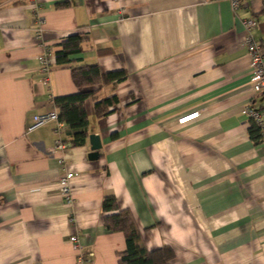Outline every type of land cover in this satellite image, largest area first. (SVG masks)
Returning <instances> with one entry per match:
<instances>
[{
    "label": "crops",
    "instance_id": "crops-1",
    "mask_svg": "<svg viewBox=\"0 0 264 264\" xmlns=\"http://www.w3.org/2000/svg\"><path fill=\"white\" fill-rule=\"evenodd\" d=\"M247 19L264 51V0H0V264H77L71 233L94 252L86 264H119L125 238L103 225L105 195L132 213L147 250L172 249L167 264H264V147L245 112L264 94L249 85ZM76 32L82 63L126 73L85 101L96 159L66 124L27 129L77 91L68 64L44 73L38 60ZM192 110L197 120L177 123ZM66 169L71 203L56 184Z\"/></svg>",
    "mask_w": 264,
    "mask_h": 264
},
{
    "label": "trees",
    "instance_id": "trees-1",
    "mask_svg": "<svg viewBox=\"0 0 264 264\" xmlns=\"http://www.w3.org/2000/svg\"><path fill=\"white\" fill-rule=\"evenodd\" d=\"M61 2L58 5H65ZM87 36L83 33L69 34L56 44L55 62L68 64L71 78L77 88L76 92L53 97L52 101L58 111V117L68 126L71 132V144L83 145L88 138V115L85 107L87 98L94 95L96 86L117 83L125 79L124 70L103 72L96 63H82V44ZM115 95L104 97L94 103L96 116H104L109 107L117 104ZM248 136L254 144L262 141V129L252 119H248ZM115 135H112L114 137ZM104 213L103 225L109 232H122L125 238V248L118 254L119 264H167L174 253L168 245L153 250H147L142 242L141 233L132 213L128 209H120L117 199L113 195H105L101 202Z\"/></svg>",
    "mask_w": 264,
    "mask_h": 264
},
{
    "label": "built area",
    "instance_id": "built-area-1",
    "mask_svg": "<svg viewBox=\"0 0 264 264\" xmlns=\"http://www.w3.org/2000/svg\"><path fill=\"white\" fill-rule=\"evenodd\" d=\"M228 1L230 2L233 10H236L240 5V0ZM255 23L256 21L254 19H247L246 21H244L246 35L243 40L246 44L247 55L249 57V85L254 93L264 94V51L260 44L252 40L250 36V30L252 27H254ZM40 36L41 29H39L37 32V37ZM38 60L41 64V70L44 73H47L56 63L54 50L51 47L45 46L44 51L38 55ZM245 112L248 119L252 118L262 129L261 145L264 147V106L260 109L248 107ZM199 116V110L188 111L182 113L177 117V123L180 125H186L197 120ZM49 121L55 122V132L60 133L62 131L64 122L59 119L58 111L56 108L42 113H35L32 116V122L28 125L27 129L33 130ZM64 148L65 143L60 137H57L54 140L53 149L57 151ZM63 161L64 158L59 156V164L65 165ZM74 176L75 173L66 169L63 174L58 176L56 181L58 191L66 203H71V201L73 200L70 189V181ZM68 240L72 243L75 250L77 264H86L94 256L93 251H89L87 253L83 252V243L81 242L80 236L77 233H71L68 236Z\"/></svg>",
    "mask_w": 264,
    "mask_h": 264
},
{
    "label": "water",
    "instance_id": "water-1",
    "mask_svg": "<svg viewBox=\"0 0 264 264\" xmlns=\"http://www.w3.org/2000/svg\"><path fill=\"white\" fill-rule=\"evenodd\" d=\"M88 140L90 144V152L88 153L89 159H96L99 155V149L101 148V139L99 134L90 133L88 135Z\"/></svg>",
    "mask_w": 264,
    "mask_h": 264
}]
</instances>
